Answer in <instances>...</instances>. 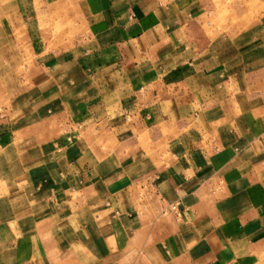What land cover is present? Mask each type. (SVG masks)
<instances>
[{"label": "crops", "instance_id": "obj_1", "mask_svg": "<svg viewBox=\"0 0 264 264\" xmlns=\"http://www.w3.org/2000/svg\"><path fill=\"white\" fill-rule=\"evenodd\" d=\"M218 3L0 0V264H264V14Z\"/></svg>", "mask_w": 264, "mask_h": 264}, {"label": "rangeland", "instance_id": "obj_2", "mask_svg": "<svg viewBox=\"0 0 264 264\" xmlns=\"http://www.w3.org/2000/svg\"><path fill=\"white\" fill-rule=\"evenodd\" d=\"M218 2L216 10L218 18L210 22L218 32L225 33L232 29L242 31L264 14V0H218Z\"/></svg>", "mask_w": 264, "mask_h": 264}, {"label": "built area", "instance_id": "obj_3", "mask_svg": "<svg viewBox=\"0 0 264 264\" xmlns=\"http://www.w3.org/2000/svg\"><path fill=\"white\" fill-rule=\"evenodd\" d=\"M171 212H173V213H176V214H179V209H178V205H173V206H171Z\"/></svg>", "mask_w": 264, "mask_h": 264}]
</instances>
